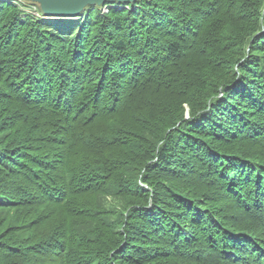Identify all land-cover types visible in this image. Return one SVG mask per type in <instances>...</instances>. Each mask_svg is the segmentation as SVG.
Returning <instances> with one entry per match:
<instances>
[{"label": "trees", "instance_id": "1", "mask_svg": "<svg viewBox=\"0 0 264 264\" xmlns=\"http://www.w3.org/2000/svg\"><path fill=\"white\" fill-rule=\"evenodd\" d=\"M0 264H264V0H0Z\"/></svg>", "mask_w": 264, "mask_h": 264}, {"label": "water", "instance_id": "2", "mask_svg": "<svg viewBox=\"0 0 264 264\" xmlns=\"http://www.w3.org/2000/svg\"><path fill=\"white\" fill-rule=\"evenodd\" d=\"M38 10L47 17H77L89 6L103 7L107 3H135L139 0H11Z\"/></svg>", "mask_w": 264, "mask_h": 264}, {"label": "rangeland", "instance_id": "3", "mask_svg": "<svg viewBox=\"0 0 264 264\" xmlns=\"http://www.w3.org/2000/svg\"><path fill=\"white\" fill-rule=\"evenodd\" d=\"M7 1L8 2H12L14 5H16L18 7L20 6V8L24 7L18 2L9 1V0H7ZM32 10L34 11V13L36 12V13H39L41 15V13L38 10H36L34 8H32ZM108 12H109L108 7H105L102 14H107ZM27 13H29L31 15L33 12L32 11H27ZM34 15H36V14H34ZM38 18L39 17H36V19H38ZM186 109H187L186 110V115H187V117H189V115H188L189 114V108L187 106H186ZM129 169L133 173L136 172V169L133 168V167H129ZM104 205H105V207L108 208V210H120V203L118 201H116L115 199H113V198H109Z\"/></svg>", "mask_w": 264, "mask_h": 264}, {"label": "built area", "instance_id": "4", "mask_svg": "<svg viewBox=\"0 0 264 264\" xmlns=\"http://www.w3.org/2000/svg\"><path fill=\"white\" fill-rule=\"evenodd\" d=\"M7 1V0H6ZM9 1H11V0H9ZM8 2V1H7ZM10 3H12V2H10Z\"/></svg>", "mask_w": 264, "mask_h": 264}, {"label": "bare ground", "instance_id": "5", "mask_svg": "<svg viewBox=\"0 0 264 264\" xmlns=\"http://www.w3.org/2000/svg\"><path fill=\"white\" fill-rule=\"evenodd\" d=\"M260 19V18H259ZM238 77V76H237Z\"/></svg>", "mask_w": 264, "mask_h": 264}]
</instances>
